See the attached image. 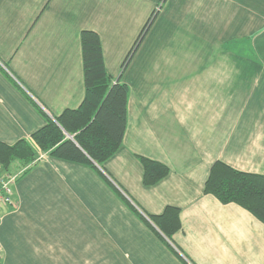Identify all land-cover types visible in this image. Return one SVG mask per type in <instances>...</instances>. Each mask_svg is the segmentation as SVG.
Here are the masks:
<instances>
[{"label": "crops", "instance_id": "1", "mask_svg": "<svg viewBox=\"0 0 264 264\" xmlns=\"http://www.w3.org/2000/svg\"><path fill=\"white\" fill-rule=\"evenodd\" d=\"M0 0V141L13 144L86 88L84 29L130 87L121 147L103 174L143 214L180 208L188 264H264V223L204 192L212 165L264 174V0ZM139 156L169 174L143 182ZM0 205V264H186L97 169L42 153L15 162Z\"/></svg>", "mask_w": 264, "mask_h": 264}, {"label": "trees", "instance_id": "2", "mask_svg": "<svg viewBox=\"0 0 264 264\" xmlns=\"http://www.w3.org/2000/svg\"><path fill=\"white\" fill-rule=\"evenodd\" d=\"M163 2L165 0H162ZM158 10H154L134 46L126 56L125 68ZM86 93L78 108L65 109L48 118L47 123L34 131L30 138L13 144L0 141V164L3 173H12L15 162L26 166L42 153L97 169L104 180L146 223L162 241L186 264L174 246L173 236L181 227L180 208L165 207L160 214H143L103 174L101 168L121 147L128 123V98L130 87L120 78L114 79L106 69L99 34L90 29L81 32ZM69 135H73V139ZM144 167L143 182L154 185L166 177L170 168L166 163L139 156ZM204 192L217 197L222 203H236L264 223V174L245 172L222 161H216L205 182Z\"/></svg>", "mask_w": 264, "mask_h": 264}, {"label": "built area", "instance_id": "3", "mask_svg": "<svg viewBox=\"0 0 264 264\" xmlns=\"http://www.w3.org/2000/svg\"><path fill=\"white\" fill-rule=\"evenodd\" d=\"M164 2L161 0L156 10H159ZM17 178L15 173H3L0 164V205H13L14 204V192L13 184ZM1 256V248H0Z\"/></svg>", "mask_w": 264, "mask_h": 264}, {"label": "water", "instance_id": "4", "mask_svg": "<svg viewBox=\"0 0 264 264\" xmlns=\"http://www.w3.org/2000/svg\"><path fill=\"white\" fill-rule=\"evenodd\" d=\"M70 136V138H72L73 139V135H69Z\"/></svg>", "mask_w": 264, "mask_h": 264}]
</instances>
